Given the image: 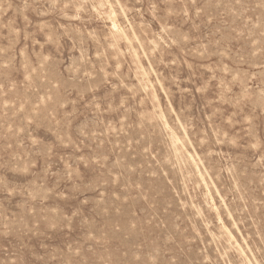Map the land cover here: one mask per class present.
<instances>
[{
  "label": "rangeland",
  "instance_id": "rangeland-1",
  "mask_svg": "<svg viewBox=\"0 0 264 264\" xmlns=\"http://www.w3.org/2000/svg\"><path fill=\"white\" fill-rule=\"evenodd\" d=\"M245 263L264 0H0V264Z\"/></svg>",
  "mask_w": 264,
  "mask_h": 264
},
{
  "label": "bare ground",
  "instance_id": "bare-ground-1",
  "mask_svg": "<svg viewBox=\"0 0 264 264\" xmlns=\"http://www.w3.org/2000/svg\"><path fill=\"white\" fill-rule=\"evenodd\" d=\"M52 1V0H51ZM224 1V0H223ZM117 3V2H116ZM53 4V3H52ZM238 4V3H237ZM83 5V4H82ZM100 5V4H99ZM101 5H103V4H101ZM119 6V5H118ZM104 7V6H103ZM101 8V7H100ZM126 8V7H125ZM102 9V8H101ZM99 12V11H98ZM49 13V12H48ZM124 13V12H123ZM242 14V13H241ZM101 15V14H100ZM102 16V15H101ZM113 16V15H112ZM235 16V15H234ZM114 17V16H113ZM110 19V18H109ZM108 21V20H107ZM110 21V20H109ZM112 23H113V21H112ZM112 23H111V25H112ZM43 24V23H42ZM115 26V25H114ZM120 27V26H119ZM112 29V28H111ZM114 29V28H113ZM112 29V30H113ZM117 31V30H116ZM119 32H120V30H119ZM122 32V31H121ZM116 33V32H115ZM118 33V32H117ZM114 34V33H113ZM118 35V34H117ZM115 40V39H114ZM137 41V40H136ZM130 42V41H129ZM112 46H114V45H112ZM115 47H116V45H115ZM115 51V50H114ZM135 59H136V57H135ZM138 71H139V69H138ZM145 74H146V72H145ZM143 76V75H142ZM237 77H238V75H237ZM144 82V81H143ZM148 87V86H147ZM247 92V91H246ZM155 100V99H154ZM158 117H159V115H158ZM157 119V118H156ZM163 119H164V117H163ZM164 121H165V119H164ZM166 124V123H165ZM163 125V124H162ZM164 126V125H163ZM167 127H169V126H167ZM168 135V134H167ZM171 136H172V134H171ZM170 137V136H169ZM176 137V136H175ZM171 138V137H170ZM172 139V138H171ZM175 139V138H174ZM173 139V140H174ZM171 141V140H170ZM174 141H176V140H174ZM173 141V142H174ZM179 141V140H178ZM180 143V142H179ZM183 143V142H182ZM176 148V147H175ZM178 151H181V150H178ZM177 151V152H178ZM175 152H176V150H175ZM174 152V153H175ZM176 152V153H177ZM176 155V154H175ZM192 163V162H191ZM178 164V163H177ZM185 164V163H184ZM179 168V167H178ZM195 170H196V168H195ZM184 171V170H183ZM198 171H199V168H198ZM200 172V171H199ZM199 172H198V174H199ZM182 174V173H181ZM204 175V174H203ZM199 177H200V174H199ZM201 179V178H200ZM192 180V179H191ZM202 181V180H201ZM203 183H205V182H203ZM186 188V187H185ZM187 191V190H186ZM209 192V191H208ZM209 195V194H208ZM211 195V194H210ZM204 196V195H203ZM137 198V197H136ZM209 198V197H208ZM212 198V197H211ZM128 199H129V197H128ZM196 199V198H195ZM228 213V212H227ZM200 217V216H199ZM220 221H221V219H220ZM203 228V227H202ZM226 229V228H225ZM239 230V229H238ZM216 245V244H215ZM237 245V244H236ZM216 247V246H215ZM244 249V248H243ZM243 251V250H242ZM243 254V253H242ZM231 257V256H230ZM240 258H243V256L241 255V257ZM244 258H245V256H244ZM247 259V258H246ZM253 259V258H252ZM249 261V260H248ZM246 264V263H245ZM250 264V263H249Z\"/></svg>",
  "mask_w": 264,
  "mask_h": 264
}]
</instances>
